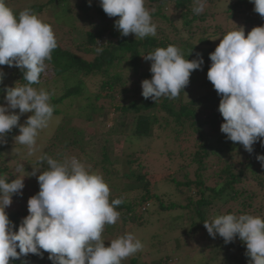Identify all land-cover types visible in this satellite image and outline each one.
<instances>
[{"label": "clouds", "instance_id": "9594fccd", "mask_svg": "<svg viewBox=\"0 0 264 264\" xmlns=\"http://www.w3.org/2000/svg\"><path fill=\"white\" fill-rule=\"evenodd\" d=\"M250 2L254 11L264 18V0ZM196 3L193 11L200 14L207 0ZM100 6L108 17H118L114 27L122 36L134 34L135 38L143 39L156 35V25L145 0H100ZM57 46L49 23L30 8L16 14L5 0H0V66L19 68L25 81L4 89L6 105H0V144L6 143L5 135L18 127L15 141L27 146L29 155L37 151V138L48 127L54 106L50 103V93L33 85L39 84L47 69L46 61L51 60ZM102 51V47L96 48L97 53ZM142 57L151 61L152 75L141 82V95L154 103L165 96L175 99L181 92L187 96L183 90L192 71L201 69L204 63L199 53L188 60L171 44ZM209 58L207 79L220 96L218 111L224 121L220 131L251 154L257 141L264 146V25L253 27L247 35L243 26L236 25L222 36ZM4 76L0 69V83ZM15 109L19 112L12 111ZM25 113L31 115L24 124H19L20 116ZM256 159L264 167V155H257ZM45 162L47 167L43 171L33 170L11 182L0 176V264H10V260L28 254L42 257L43 252L49 253L52 264H121L142 249V242L132 233L105 246L102 233L105 225L118 221L120 213L116 207L122 200H110V188L102 173L92 171L90 165L76 157L61 162L40 155L38 163ZM20 169L24 170L23 165ZM25 176H36L39 191L28 199V215L14 231L16 226L5 209L11 205L14 194L22 195ZM203 225L211 237L218 234L225 244L238 237L246 245L248 264H264V218L226 213Z\"/></svg>", "mask_w": 264, "mask_h": 264}, {"label": "trees", "instance_id": "16d2710c", "mask_svg": "<svg viewBox=\"0 0 264 264\" xmlns=\"http://www.w3.org/2000/svg\"><path fill=\"white\" fill-rule=\"evenodd\" d=\"M68 2H71L73 7L68 6ZM50 4L57 5L55 8L60 10L57 15H63L62 19L67 25L73 27L69 14L73 15V12L76 11L83 14L81 19L87 25L85 26L87 29L84 30V39L82 41L76 39L69 45L70 48L62 47L57 42L58 46L52 51L51 60L46 61L53 74L52 78L42 81V74L39 84L33 85L38 90L44 89L50 93V103L54 106L53 115H59L58 106H61L66 100L84 97L90 102L88 104L90 111L88 114L89 121L93 119L95 113L102 114L104 111H111L120 120L117 125L123 127L125 123L129 122L132 124L133 131L131 136L139 140L153 139L155 128L161 132L168 131L169 135L179 143L185 141L183 139L184 135H196L195 144L197 147L189 162V165L195 166L194 180H190L188 174H185L184 181H177L173 178L170 182L179 193H182L183 189L190 191V188L194 187L200 198L193 202V198L188 196L187 204L184 207L176 203L165 205L160 202L159 197L155 193L151 192L150 182L146 180L145 174L140 175L136 172H130L125 175V179L141 183L142 194L135 202L127 203L122 200V203L116 207L117 211L125 210L122 218L133 223H141L142 215L148 211L150 206L149 202L155 200L159 209L164 212L182 208L191 209L194 216L191 225L195 231L198 229L206 231L203 225V222L209 221L206 212L217 200H220L223 205L236 204L235 214L237 215L251 214L264 218V204L257 207V209L252 204V201L258 198L257 193L251 192L247 194L244 188H239L248 178L255 181L261 191L264 190V176L259 174L264 173V167L256 159L257 155H264V146L259 141L253 145V152L245 156L246 161L238 162L237 164L233 162L236 154L234 150L239 147L226 146L229 154L224 159V166L215 173L218 182L214 187L207 186V178L205 176L207 160L211 156H215L221 162L218 153L222 149L211 145L209 137L204 132V127L208 126L216 131L215 127L224 122L218 111L220 96L215 91L212 83L206 79L204 84L208 88L207 92L201 97L187 101L184 99L183 92L175 99L165 96L159 98L155 103L151 99H144L141 95V82L144 79H151L152 75L150 72L151 61L144 60L142 56L158 47H167L170 44L175 45L188 60L196 58L197 53H199L204 63L201 69L192 71L190 77L197 72L207 73L211 65L209 54L217 46L212 43L211 37L207 36L204 28L200 36H196L193 32L194 26L199 28L209 20L205 13H194L193 8L197 6L196 0H145L147 6L154 5L151 17L152 22L156 25V35L146 36L143 39L135 38L134 34L122 36L114 27V22L118 17H108L100 6V0H91L90 5L89 0H73V2L71 0H49L47 5L32 6L30 9H37L41 12L43 7L45 8ZM167 10H172L173 15L168 16ZM247 13L249 16L244 19ZM225 15L241 16L244 22H252L255 18H258L261 22L258 26L264 25V18L254 12V5L250 0H229ZM162 23H164V27ZM178 26L181 27L180 32L178 31ZM217 29L220 31V26ZM184 31L190 33V36L187 37ZM97 42L103 45H98ZM97 47H102L103 51L97 53ZM1 68L5 76L3 82L0 83V105H6L4 89L13 87V81L18 82V85L24 84L25 81L22 79V72L19 68L7 65L1 66ZM71 79H74V81L69 83ZM50 80L52 83L51 87H49L50 84L48 83ZM89 80H95L91 88L87 87ZM9 82H12V84ZM38 87L44 88L39 89ZM203 115L206 117L203 118ZM116 128L119 129V127ZM17 134H19V128L14 127L5 135L6 143L13 148L15 147V149H18L17 146L23 149L24 147L19 146L18 143L14 144L12 142L15 141L14 138ZM68 134L67 137L71 134L73 135L71 137H76V141L72 140V142L65 143L66 139H60L53 135L47 141L40 155L46 154L61 162L65 158L73 156L84 163L85 160L81 158L85 150L83 141L77 138L81 135V132L74 130L73 133L68 132ZM53 138L58 140L53 141ZM85 138L86 135L82 137V140ZM10 142L12 143L9 144ZM3 145L0 147V176L7 177L8 182H11L13 177L10 178L11 174L7 166V158L2 152ZM75 145L80 146L77 147ZM106 149L103 146L101 163L104 161L102 165L106 164L111 167L112 163L107 158ZM135 161V158L128 159L127 164L132 165ZM141 164L137 162V168L141 169ZM34 165L39 167L38 169L41 171L47 167L46 162L41 165L38 160L35 161ZM104 166H102L104 172H108V169ZM191 206L194 207L192 208ZM226 213L233 212L230 209L224 214ZM27 215L28 212L25 210L8 213L9 219L16 226L14 231ZM196 219L198 222H195ZM105 226L106 232L112 235V227L110 228L112 225ZM169 227L172 229L171 224ZM209 239L214 242L210 245L215 250V255L212 258L214 261L219 255L222 257L224 264H248L250 257L246 255V245L238 237L227 244L218 234L215 238L209 235ZM17 251L19 250L17 249ZM41 251L43 252V250ZM48 256L49 253L47 252H43L42 257L28 254L27 256H21L19 259L10 260V264H27V262L52 264ZM168 261H170V258L165 256L158 264H168ZM210 263L205 261L198 264ZM128 264L145 263H140L138 258L134 257L130 259Z\"/></svg>", "mask_w": 264, "mask_h": 264}, {"label": "rangeland", "instance_id": "374dc122", "mask_svg": "<svg viewBox=\"0 0 264 264\" xmlns=\"http://www.w3.org/2000/svg\"><path fill=\"white\" fill-rule=\"evenodd\" d=\"M49 0H5L6 5L10 7L14 13L18 14L25 8H31L32 6H44L47 5ZM73 2V0H71ZM229 0H207V5L202 13H205L209 20L197 28L194 26V34L200 36L203 28L207 33V36L211 37L212 43L216 46L220 43V39L227 32L234 30L236 25L243 26L245 35L253 28L260 25L258 18H255L252 22H244L245 18H248V13L244 16V19L238 15H225V11L228 9ZM68 6L73 7L71 2H68ZM151 13L154 10V5L147 6ZM57 5H48L43 7V10L39 12L37 9H32L44 22L49 23L55 33L57 42L62 47L70 48L69 45L76 41H82L84 39V30L86 23L81 19L83 14L78 11L73 12V15L69 14V19L73 27L67 25L62 19L63 15H57L60 10ZM255 12V11H254ZM75 13V14H74ZM169 15H173L172 10H167ZM213 14V15H212ZM242 18V19H241ZM176 24H178L175 21ZM160 25V23H158ZM236 24V25H235ZM77 28H76V27ZM164 27V23H162ZM218 26V27H217ZM220 26V31L217 29ZM83 30V31H82ZM178 31H181V27L178 26ZM184 34L189 37L190 33L184 31ZM216 38V39H215ZM89 59V57H87ZM0 69L1 66H0ZM53 76L51 69L47 66L46 72L43 73L42 81L45 79H51ZM207 79V73L202 74L197 72L190 77L189 84L185 87L184 99L192 100L204 95L208 88L205 86L204 81ZM74 79L69 80L72 83ZM15 85L18 82L13 81ZM95 80H89L87 87L91 88V85ZM12 84V82H9ZM49 87L52 86L51 80L48 82ZM55 83V82H54ZM44 88V87H38ZM38 90V89H37ZM55 91V89L53 88ZM93 90V89H91ZM93 92V91H89ZM54 93V92H53ZM94 93V92H93ZM90 102L86 98L81 97L78 99H68L59 108V115H53L49 121L48 127L41 130L37 138V151L29 155L27 146H23V149H15L7 145V143L0 144L2 146L3 155L7 158V166L9 167L10 178L15 179L17 176L28 175L33 170H37L39 167H35V161L38 160L42 149L45 148L47 141L54 135L60 139H66L65 143L76 141V137L72 134L67 137L68 132H74L79 130L80 138L83 141L84 152L81 156L85 160L86 165L91 166V170L103 174V177L110 188V200L121 199L127 203H133L139 199L142 194V184L137 181H130L125 179V175L130 172H136L140 175H146V180L150 182V190L159 197L160 202L168 205L169 203H176L181 206L187 204L188 196L193 198V202H196L200 196L196 193L194 187L190 188V191L183 189L182 193H179L175 187L171 184V179L177 181H184V175L188 174L190 180H194L195 166L189 165L190 158L194 154L197 145L195 144L196 135H184L182 141L179 143L174 140L168 133V131H160L157 128L154 130L153 139L139 140L131 136L133 126L131 123H125V125L119 126L120 123L116 114L111 111H104L102 114L95 113L91 121L88 120ZM19 112L18 109L12 110ZM31 113H25L20 116L19 124H24L27 117ZM206 116L203 115V118ZM113 126V127H112ZM116 127H119L117 129ZM216 131L210 127H204V132L209 137L210 143L214 147L221 148L222 151L218 153V157L221 158L219 162L218 158L211 156L207 160V172L205 174L207 178V186L214 187L218 180L215 177V173L218 172L224 166V159L229 154L226 150V146H234L240 148L238 142H232L227 139L226 135L220 131V125L215 127ZM168 133V135H167ZM63 134V135H61ZM19 135V134H17ZM16 135V136H17ZM86 135V138L82 140V137ZM92 135V136H89ZM71 137V138H70ZM53 141H57L54 138ZM14 144L16 141H12ZM10 142L9 144H11ZM55 143V142H54ZM16 144V145H18ZM80 146V145H75ZM105 146L107 149V158L112 166L106 164L104 167L108 169V172H104L102 168V148ZM238 146V147H237ZM234 150L235 158L234 163L245 162L247 151L243 146L240 149ZM20 149V150H19ZM22 154V155H21ZM73 157V156H72ZM135 162L132 165L127 164L128 159H134ZM137 162L142 163L141 169L137 168ZM34 166H33V165ZM23 165L24 170L18 168ZM40 173L37 171L36 176ZM264 176V173H259ZM36 176H25L23 179L24 188L21 190L22 195L14 194L11 199L12 203L6 207L5 211L8 214L12 211H27L28 199L38 193L39 184ZM244 188L247 194L256 192L258 198L252 201V204L257 209L260 205L264 204V190L261 191L256 185L255 181L246 179V182L239 186ZM208 194V193H207ZM148 211L142 215L141 223L131 222L124 220L122 214L125 213L124 209L119 210L120 217L115 224H112V235L106 232V226L102 233V238L105 240V246H108L109 241L123 236L127 233H132L142 242V249L134 255L122 260L121 264H128L130 259L137 257L140 263L145 264H158L159 261L167 256L170 258L168 264H198L201 262H211L210 264H224L221 256H217L216 261L212 258L215 255V250L210 246L214 242L210 241L209 234L203 230H194L191 222L194 218L191 209H175L171 211H161L158 207L157 201L149 202ZM236 204H222L220 200L215 201L207 210L206 216L208 219H212L217 215L224 214L231 209L233 213L236 211ZM144 207V206H143ZM192 208L194 206H191ZM140 210L141 207H139ZM138 208V210H139ZM117 211V209H116ZM195 222H198L197 219ZM171 224V227H169ZM236 251V249H235ZM213 252V253H212ZM27 264H35L33 262H27Z\"/></svg>", "mask_w": 264, "mask_h": 264}]
</instances>
